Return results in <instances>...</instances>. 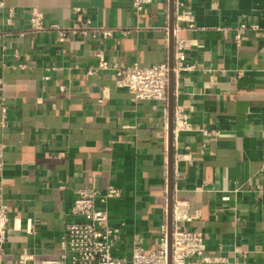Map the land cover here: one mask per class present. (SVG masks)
<instances>
[{
  "label": "crops",
  "instance_id": "obj_1",
  "mask_svg": "<svg viewBox=\"0 0 264 264\" xmlns=\"http://www.w3.org/2000/svg\"><path fill=\"white\" fill-rule=\"evenodd\" d=\"M183 2L172 14L170 0H154L138 14L131 0H0V191L13 208L0 264H18L25 247L35 262L59 258L76 191L109 184L122 191L106 203L122 229L113 254L127 264L136 239L160 247L170 192L197 212L184 227L204 234L198 264H264V0ZM33 8L48 24L89 17L113 33L60 41L31 29ZM241 24L259 28L239 43ZM172 27L194 68L174 86V113L182 107L193 129L179 136L178 162L173 147L170 183L169 101L135 98L113 70L88 69L99 50L117 65L170 62Z\"/></svg>",
  "mask_w": 264,
  "mask_h": 264
},
{
  "label": "built area",
  "instance_id": "obj_2",
  "mask_svg": "<svg viewBox=\"0 0 264 264\" xmlns=\"http://www.w3.org/2000/svg\"><path fill=\"white\" fill-rule=\"evenodd\" d=\"M135 12L140 14L145 7L154 0H131ZM177 5L184 6L183 0H176ZM6 23L11 24L14 9L10 8ZM75 12L80 13V8ZM187 21V27H194V16L190 11L183 10L178 18ZM31 29L37 32L56 30L60 41H64L68 33H81L93 37H110L112 29L103 26H96L87 17H80L71 26H61L57 23L48 24L44 13L33 8L29 17ZM249 27L258 29V24H241L236 37L240 43L243 33ZM180 29V28H179ZM243 31V33H242ZM173 52L174 64L170 66L168 61L142 66L137 62L128 64H113L105 56L102 50L97 52V64L88 69L89 74H95L99 70H113L116 78V85L132 93L139 99H157L165 104L169 101L170 74H174V84L179 83L185 72L194 68V65L186 61L185 40L179 35L178 29H173ZM8 107L2 105V115L6 116ZM4 122V121H2ZM193 126L188 113L178 107L174 113L173 126V147L175 149V162L183 156L180 150L179 136L186 131L192 130ZM205 134H210L208 129H202ZM0 156L2 154L0 153ZM264 170V161L262 165ZM74 199L71 215L74 220L69 221L65 227V233L61 241V255L59 258L41 259L37 262L31 257L28 248H23L20 253L18 264H127L125 258L113 254L116 241L120 237L121 227L113 226L110 222V212L106 203L109 199L120 197L121 189L114 184L104 188L90 187L78 189ZM168 209H166L167 214ZM13 208L7 202L4 193L0 191V250L5 251L11 230L10 220ZM197 216L192 211L188 200L179 198L173 199L172 210V264H198L206 259L205 237L202 231L185 228L184 223ZM26 233H35V226L31 218L26 220L23 228ZM162 236L160 247L156 250H147L141 245V240L136 239L133 244L132 264H169V233L168 219L161 225Z\"/></svg>",
  "mask_w": 264,
  "mask_h": 264
},
{
  "label": "water",
  "instance_id": "obj_3",
  "mask_svg": "<svg viewBox=\"0 0 264 264\" xmlns=\"http://www.w3.org/2000/svg\"><path fill=\"white\" fill-rule=\"evenodd\" d=\"M171 8H172V14L174 12V4L175 0H170ZM172 20L174 21V18L172 17ZM173 30V27H172ZM173 32V31H172ZM173 34V33H172ZM173 37V36H172ZM173 44H174V38L172 43V54L170 58V66L173 67L174 64V52H173ZM174 74L171 72L170 74V84H169V103L171 106V124H170V134H171V144L169 149V178L170 183L172 181V175H173V126H174ZM172 210H173V194L170 192L169 195V203H168V233H169V264H172V249H171V242H172V230H173V223H172Z\"/></svg>",
  "mask_w": 264,
  "mask_h": 264
}]
</instances>
